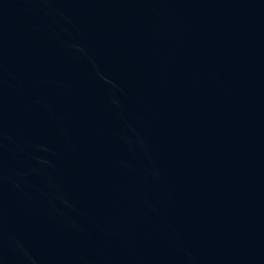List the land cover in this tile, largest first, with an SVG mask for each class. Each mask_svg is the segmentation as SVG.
I'll return each mask as SVG.
<instances>
[{
	"label": "water",
	"instance_id": "obj_1",
	"mask_svg": "<svg viewBox=\"0 0 264 264\" xmlns=\"http://www.w3.org/2000/svg\"><path fill=\"white\" fill-rule=\"evenodd\" d=\"M0 264H264V0H0Z\"/></svg>",
	"mask_w": 264,
	"mask_h": 264
}]
</instances>
